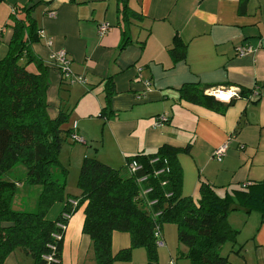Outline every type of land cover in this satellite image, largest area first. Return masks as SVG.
Listing matches in <instances>:
<instances>
[{"label": "crops", "instance_id": "1", "mask_svg": "<svg viewBox=\"0 0 264 264\" xmlns=\"http://www.w3.org/2000/svg\"><path fill=\"white\" fill-rule=\"evenodd\" d=\"M33 1L0 0V27L9 23L14 7ZM120 6L116 0H42L34 10L40 42L31 45V51L50 67V85L58 92L68 84L61 81L52 58L57 50L66 53L72 74L84 79L73 106L63 105L61 100L55 107L58 111H85L82 117L86 111L89 116L107 111L102 115L108 121H104L97 147L115 149L124 162L115 166L108 159L96 158L99 161L123 172L128 157L155 153L164 145L188 146L187 152L176 156L181 196L198 199L199 183L204 181L219 196L228 193L238 202L234 192L238 185L264 180V0H128L136 17L123 16ZM102 22L109 23L110 30L99 37L97 25ZM11 35L12 30L10 37L0 32V60L7 54ZM175 39L185 45V55L173 63L168 51ZM245 47L252 52L237 56V49ZM109 76L114 93L106 102L104 83ZM184 84L213 86L205 94L213 96L223 109L180 100L178 91ZM241 90L248 92L247 98L238 97ZM83 97H87L84 102ZM231 99L233 103L225 108ZM159 116L167 121L155 127ZM81 123L74 120L69 128L76 125L73 133L77 136L80 131L91 135L80 130ZM225 143L228 149L217 162L213 153ZM63 207L54 204L45 219L54 222ZM83 219L65 229L61 264H88L91 242L82 233ZM240 219L256 229V234L248 238L252 240L249 247L248 243L239 245L232 250L234 255L230 253L233 258L225 256L227 264H264L260 213L240 208L227 217L233 229L239 227ZM128 246L127 234H113V253ZM1 264L34 261L24 250L15 249Z\"/></svg>", "mask_w": 264, "mask_h": 264}, {"label": "trees", "instance_id": "2", "mask_svg": "<svg viewBox=\"0 0 264 264\" xmlns=\"http://www.w3.org/2000/svg\"><path fill=\"white\" fill-rule=\"evenodd\" d=\"M116 1L123 16H137L129 9L128 0ZM39 4L42 0L13 8L12 35L7 54L0 60V264L15 249L30 254L34 264H61L65 227L75 211L73 200L78 201L76 207L84 205L82 233L91 242L95 264L129 260L131 250L137 247L145 249L147 264H158L155 234L162 232L165 222L176 224L178 245L185 249L182 257L190 264H227L221 248L227 241L234 243L237 235L227 217L240 208L246 212L254 210L260 213L264 224V180L238 185L234 192L240 200L236 203L228 193L219 196L204 181L199 183L198 199L182 197L181 170L176 156L187 152L188 146L168 145L155 153L126 158L123 173L96 158L84 157L77 182L80 195L75 199L65 190L66 169H60L62 183L52 179L53 169L60 168L58 154L65 137H72L74 128H62L68 121V111L60 109L54 118L47 113L50 67L31 51V45L40 42V29L33 16ZM168 52L173 63L181 61L185 45L175 39ZM31 66L34 72L29 71ZM61 81H64L62 77ZM211 88L184 84L178 92L182 101L219 111L222 104L205 94ZM104 93L105 101L109 102L114 93L110 76L105 80ZM247 96L244 90L238 94L241 98ZM232 103L233 99L225 108ZM132 160L141 169L130 175L126 165ZM18 163L26 168V182L41 187L35 213L14 212L10 208L17 182L4 180L3 176ZM164 167L169 172L156 175ZM142 177L147 180L139 182ZM148 189L151 191L142 195ZM153 201L156 203L149 207L148 203ZM56 203L64 204L63 210L54 222L47 221L46 214ZM114 233L129 236V246L116 253L111 247ZM45 256H50V260L46 261Z\"/></svg>", "mask_w": 264, "mask_h": 264}, {"label": "rangeland", "instance_id": "3", "mask_svg": "<svg viewBox=\"0 0 264 264\" xmlns=\"http://www.w3.org/2000/svg\"><path fill=\"white\" fill-rule=\"evenodd\" d=\"M2 19L3 18L0 16V23ZM7 21L9 23H2V26L0 28L2 31L5 32L7 37H10V23L13 22V19H10L8 17ZM29 71L34 72V67H29ZM79 85V82H73L72 84L70 83L67 85H63L61 87V90L57 92L49 83L46 93L48 104L47 113L49 117L54 118L57 115L58 109L55 106H57L56 103L58 101L62 100L63 105L70 104V106H73L75 104L80 95V90L78 89V87H80ZM63 95H65L66 97H63ZM69 95H71L70 100ZM86 99L87 97H83L81 100L84 102ZM84 112L85 111H74V109L70 111L68 121L66 124L63 125L62 128L67 129L70 127V125H73L74 120H76V122L77 120H80L82 122L80 130L85 129L88 133L90 132L91 135H85L83 131H80V135L77 136V138L80 140L78 142L72 139L71 136H66L58 154L60 168L53 169L52 171V179L58 180L59 183H62L64 179L60 169H66L65 190L69 195L73 197V199L79 197L80 195L79 190L77 188V182L80 172V166L84 155L87 154V157L99 158L102 160L108 159L115 166H120L124 162V158L122 156H119L115 149L110 150L107 148V146H102L100 149L97 147V145H100V139L102 138V128L104 125V121H108L107 117L100 116V111L92 113L93 115L91 116L88 115L89 111H86V116L82 117L81 114ZM105 112L107 113V111ZM25 178L26 168L22 163H18L13 166L3 176L4 180L17 182L13 197L11 199L10 208L14 212L35 213L37 211V199L41 191V187L39 185L29 184L28 182H26ZM194 200H196L195 197ZM73 201L75 203L78 202L77 200ZM73 208L75 209V211L69 218L66 225V229L69 225L72 226L75 222L77 223L80 217L84 218V205H79L77 207L74 205ZM238 226V228H235L237 230L235 242L233 243L227 241L223 244L221 248L222 256H226L230 253L234 255L233 251L237 249L239 245L242 246L248 243L249 247L252 240L248 241V238H252L251 236H254L256 234V229L253 230L249 227V224L246 225L244 219L238 220ZM124 234L126 235V233H120V235ZM162 237L163 246H159L157 248V257L159 264L170 263L171 259L169 253H171V255L173 256L176 264H190V261L188 259L182 257V253H184L185 249L183 246L178 245L176 224L172 222H165L162 227ZM112 250L113 252H115L114 249ZM233 255H231V258L234 257ZM86 262L88 264H95L94 251L92 245L90 246V249L87 252ZM114 264H147L146 251L142 247L133 248L131 250L129 260L116 261L114 262Z\"/></svg>", "mask_w": 264, "mask_h": 264}, {"label": "built area", "instance_id": "4", "mask_svg": "<svg viewBox=\"0 0 264 264\" xmlns=\"http://www.w3.org/2000/svg\"><path fill=\"white\" fill-rule=\"evenodd\" d=\"M49 15H53V13H49ZM110 30V25L107 22H102L99 23L97 25V35L99 37L104 36L108 31ZM1 32V29H0ZM252 49L251 47H245V48H239L237 49V56L239 57H243L248 53H251ZM52 58L54 59V61L56 62V66L58 68V70L60 71L61 77L62 79L67 82L68 84H72L73 82H79L80 84L84 83V79L80 76H75L72 74L71 70H70V60L67 58V55L64 51L62 50H57L52 54ZM147 86L149 85V82L145 83ZM167 121V118L164 116H159L156 120H155V127H159L160 125H162L164 122ZM75 130V126L73 127ZM72 139H74L75 141H80L77 138V135L74 133V135L72 136ZM228 149V143H225L224 145H222L221 147L217 148L214 153H213V158L217 161V162H221L223 160V157L225 155V152ZM157 160H154L152 162H156ZM164 164L166 165V161H164ZM127 171L129 172L130 175L135 174L136 172H138L141 169V166L137 163V161L132 160L130 161L127 165H126ZM168 168L164 167L163 169L159 170L156 175H160V174H167ZM144 180H147V177H142L139 179V182H143ZM246 185V184H245ZM151 191V189L145 190L142 192V195H146L147 193H149ZM154 203H156V201L150 202L148 203V206H152ZM72 205H75V203H72ZM66 229V227H65ZM156 238H157V242L156 245L159 246H163V237H162V232L161 231H157L155 234ZM44 259L46 261L50 260V256H45ZM169 264H175L173 260L170 261Z\"/></svg>", "mask_w": 264, "mask_h": 264}]
</instances>
